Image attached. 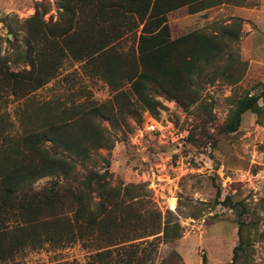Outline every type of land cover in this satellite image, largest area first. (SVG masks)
<instances>
[{
	"label": "rangeland",
	"instance_id": "1",
	"mask_svg": "<svg viewBox=\"0 0 264 264\" xmlns=\"http://www.w3.org/2000/svg\"><path fill=\"white\" fill-rule=\"evenodd\" d=\"M35 5L40 12L46 10V23L56 19L55 0H0L1 54L9 52L6 38L13 39L6 24L17 29L20 40L18 27L33 14ZM232 17L240 18L239 39L224 55L238 53L240 62H245H233L227 70L233 76L242 74L241 78L231 83L227 74L215 71L216 66H206L195 80L198 100L185 108L152 90L150 94L160 102L157 113H152L127 83L121 87L124 94L113 103V88L92 75L84 61L69 55L61 57L55 76L26 98L10 95L0 102V152L17 142L24 129L41 116L42 103L61 111L112 102L114 113L106 108L108 117L100 122L107 142L75 162V172L107 168L112 183L144 184L149 205L160 210L162 217L170 210L181 226V236L170 241L147 236L113 245L91 237L69 242L47 237L41 245L0 257V264H226L238 243V219L244 222L242 232L249 243L239 253L237 264H264V123H256V115L247 110L236 131L218 132L231 107L229 99L264 90V0H227L195 13L182 6L167 13V24L170 37L176 38L196 29L219 32V26L229 22L238 29ZM137 35L138 29L125 31L115 42L116 50L135 47ZM225 63L222 59L217 68ZM258 102L263 103L261 98ZM24 108L28 119L20 117ZM150 124L156 126L154 131ZM53 178L41 177L33 186L39 189ZM225 196L231 204L222 203ZM104 250L108 253L98 259L96 253ZM173 253L178 257L172 258Z\"/></svg>",
	"mask_w": 264,
	"mask_h": 264
},
{
	"label": "trees",
	"instance_id": "2",
	"mask_svg": "<svg viewBox=\"0 0 264 264\" xmlns=\"http://www.w3.org/2000/svg\"><path fill=\"white\" fill-rule=\"evenodd\" d=\"M55 1L56 19L46 23L43 20L46 10L40 12L35 5L33 14L18 27L22 31L20 40L17 29L6 24L13 39L6 38L9 52H0V102L10 95L26 98L43 86L55 76L65 55L84 61L92 75L105 80L116 92L113 103L124 94L121 87L127 83L132 94L152 113H157L160 102L150 91L157 90L185 108L198 100L195 80L206 66H216L215 71L225 75L233 62L245 65L238 53L224 55L239 39L240 18L232 17L238 29H233L235 23L229 22L220 25L219 32L196 29L170 37L168 12L186 6L189 13H195L227 0ZM136 29L135 47L117 51L115 42L120 36ZM222 59L226 63L218 69ZM227 75L231 83H236L242 74ZM260 98L262 105L258 102ZM229 101L231 107L218 128L219 133L236 131L241 115L247 110L256 115V123H264V90ZM113 103L61 111L50 103H42L38 108L41 116L24 129V134L9 149L1 150L2 259L12 257L25 246L41 245L47 237L57 236L66 242L91 237L113 245L147 236L163 241L181 236V226L170 210L162 217L160 210L149 205L144 184L112 183L107 168L102 172L92 168H86L83 174L75 172V162L83 161L92 149L107 142L100 122L108 117L106 108L114 113ZM20 117L28 119L26 108ZM202 121L205 123L206 119ZM192 137L189 132V139ZM44 176L54 178L36 189L34 182ZM219 195L217 191L216 200ZM222 203L231 204L229 196ZM237 223L238 243L226 264H237L239 253L249 243L242 232L244 222L238 219ZM106 253L104 250L96 256L101 260ZM176 257L178 254L173 253L172 258Z\"/></svg>",
	"mask_w": 264,
	"mask_h": 264
},
{
	"label": "built area",
	"instance_id": "3",
	"mask_svg": "<svg viewBox=\"0 0 264 264\" xmlns=\"http://www.w3.org/2000/svg\"><path fill=\"white\" fill-rule=\"evenodd\" d=\"M150 131H154L156 129V126L154 124H150Z\"/></svg>",
	"mask_w": 264,
	"mask_h": 264
}]
</instances>
